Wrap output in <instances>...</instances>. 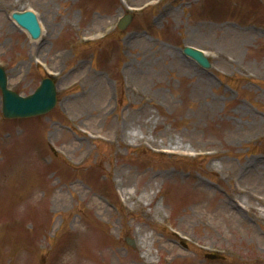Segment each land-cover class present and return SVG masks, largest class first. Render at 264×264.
<instances>
[{"label":"rangeland","instance_id":"rangeland-1","mask_svg":"<svg viewBox=\"0 0 264 264\" xmlns=\"http://www.w3.org/2000/svg\"><path fill=\"white\" fill-rule=\"evenodd\" d=\"M0 65L21 96L57 90L26 119L0 95V172L27 164L3 179L0 264H264V0H0Z\"/></svg>","mask_w":264,"mask_h":264},{"label":"water","instance_id":"water-1","mask_svg":"<svg viewBox=\"0 0 264 264\" xmlns=\"http://www.w3.org/2000/svg\"><path fill=\"white\" fill-rule=\"evenodd\" d=\"M12 19L27 32L31 40H37L40 36V27L35 16L30 12L13 13ZM131 17L126 16L120 23L123 29L129 23ZM184 53L195 59L201 66L207 68L209 64L199 52L185 48ZM0 89L2 91V113L5 118L29 117L48 112L55 105V87L51 80H43L41 86L34 94L22 98L7 89L5 72L0 68ZM131 245L132 242H130ZM206 258L215 259L218 256L207 255Z\"/></svg>","mask_w":264,"mask_h":264},{"label":"bare ground","instance_id":"bare-ground-1","mask_svg":"<svg viewBox=\"0 0 264 264\" xmlns=\"http://www.w3.org/2000/svg\"><path fill=\"white\" fill-rule=\"evenodd\" d=\"M26 168H27V164L25 163V161L17 160L15 163H13L10 166H8V168L5 171L0 172V199H3V197H5L7 195V191H6L7 190V185L3 181L4 177L5 178H7V177L10 178L13 175H15L18 171H21L22 169H23V172L26 171ZM23 172H22V174H23ZM223 204L225 206L228 205V207L233 208L232 205H234L235 203L229 200V202H223ZM249 211L252 212L253 208H250ZM257 217H258V215L256 214V218ZM149 253H150V251H145L144 253L141 254V256L143 258L149 259L150 258L149 257ZM77 263H78L77 261L74 262V264H77ZM144 264H147V263L145 262Z\"/></svg>","mask_w":264,"mask_h":264}]
</instances>
